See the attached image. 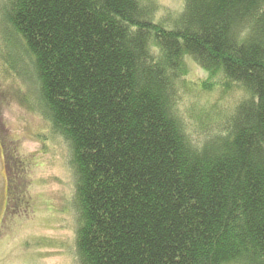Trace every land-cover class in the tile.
Segmentation results:
<instances>
[{
  "label": "trees",
  "instance_id": "obj_1",
  "mask_svg": "<svg viewBox=\"0 0 264 264\" xmlns=\"http://www.w3.org/2000/svg\"><path fill=\"white\" fill-rule=\"evenodd\" d=\"M159 2L4 6L3 77L69 152L74 263L264 264V0Z\"/></svg>",
  "mask_w": 264,
  "mask_h": 264
},
{
  "label": "rangeland",
  "instance_id": "obj_2",
  "mask_svg": "<svg viewBox=\"0 0 264 264\" xmlns=\"http://www.w3.org/2000/svg\"><path fill=\"white\" fill-rule=\"evenodd\" d=\"M7 1L0 0V21ZM184 2L160 0L155 21L169 24ZM1 65L0 60V264H75L69 152L49 122L25 103L26 84L14 83L12 75L7 82ZM189 67L191 79L206 76L195 64Z\"/></svg>",
  "mask_w": 264,
  "mask_h": 264
}]
</instances>
